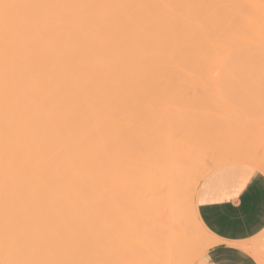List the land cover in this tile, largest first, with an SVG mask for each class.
I'll return each mask as SVG.
<instances>
[{
	"label": "bare ground",
	"instance_id": "obj_1",
	"mask_svg": "<svg viewBox=\"0 0 264 264\" xmlns=\"http://www.w3.org/2000/svg\"><path fill=\"white\" fill-rule=\"evenodd\" d=\"M262 76L264 0H0V254L116 264V208L137 199L157 231L139 216L135 257L180 264L196 122L154 121L134 148L135 116L146 131L176 109L156 99Z\"/></svg>",
	"mask_w": 264,
	"mask_h": 264
},
{
	"label": "rangeland",
	"instance_id": "obj_2",
	"mask_svg": "<svg viewBox=\"0 0 264 264\" xmlns=\"http://www.w3.org/2000/svg\"><path fill=\"white\" fill-rule=\"evenodd\" d=\"M261 78L246 81H216L208 83L212 90L206 91L207 93L191 92L185 98L172 94L165 100L156 99L158 107L161 106L164 110L167 108L170 110V107L172 109L180 108L181 112L173 109L176 112L172 111L174 114L172 116L171 110V113L162 114L154 108L155 110L151 111L148 117L146 131L138 128L140 115L136 114L135 116L137 131L134 135L136 136L134 148L138 147V137H141L143 132L153 130L154 121L158 122L164 119L169 122L172 120L175 124L174 128H179L183 121L197 123L194 126V130H196L192 129L194 138L196 136L195 139H197L194 141L197 144L193 143L192 147L196 151L195 156L199 162V169L195 171L193 177L187 178V188L180 199L184 203L189 201L191 205L186 203L187 205H182L176 211V216L186 221L187 233L190 236L188 247L185 245L179 250L184 252L181 254L183 258H179L180 264H197L203 254L217 243L214 235L205 228L196 212L201 183L211 173L227 167L242 166L264 175V172L260 171V167L237 159L238 156L246 154L258 157L260 163L264 164V76ZM186 103L189 106H194L193 109L198 106L195 110L191 109L194 114L190 112ZM185 106L189 109L187 113L188 109L183 111L181 109ZM183 112L185 113L183 114ZM135 202L132 207L119 206L116 208V264H127L128 252L134 256L131 264H140L141 257H135L136 253L138 254L136 247L140 234L145 226L144 233L151 234L157 231L156 212H154L157 207L155 200L144 211L137 205V199ZM145 213L150 217L149 222L143 226L144 224L142 225L139 221V216ZM129 239L133 245L132 251H128L125 246ZM240 246L247 250L258 264H264V228L246 242L240 243ZM54 259L49 256L0 254V264H55ZM150 260L157 262L160 259L150 256Z\"/></svg>",
	"mask_w": 264,
	"mask_h": 264
},
{
	"label": "crops",
	"instance_id": "obj_3",
	"mask_svg": "<svg viewBox=\"0 0 264 264\" xmlns=\"http://www.w3.org/2000/svg\"><path fill=\"white\" fill-rule=\"evenodd\" d=\"M245 167L221 168L211 173L200 186L196 212L217 243L197 264H220L225 253L232 264H258L240 246L264 228V184ZM238 246V247H233Z\"/></svg>",
	"mask_w": 264,
	"mask_h": 264
},
{
	"label": "snow or ice",
	"instance_id": "obj_4",
	"mask_svg": "<svg viewBox=\"0 0 264 264\" xmlns=\"http://www.w3.org/2000/svg\"><path fill=\"white\" fill-rule=\"evenodd\" d=\"M260 171L264 172V164L260 166ZM256 179L260 180L261 184H264V178L259 177V175H256ZM233 247H238V246H233ZM231 255L230 253H225V259L220 262V264H232V261L230 259H227V257Z\"/></svg>",
	"mask_w": 264,
	"mask_h": 264
}]
</instances>
